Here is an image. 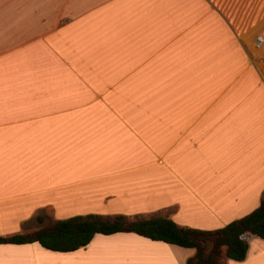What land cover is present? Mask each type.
I'll use <instances>...</instances> for the list:
<instances>
[{
  "label": "crops",
  "instance_id": "crops-1",
  "mask_svg": "<svg viewBox=\"0 0 264 264\" xmlns=\"http://www.w3.org/2000/svg\"><path fill=\"white\" fill-rule=\"evenodd\" d=\"M264 0H0V237L40 211L212 230L264 193ZM242 260L264 264V239ZM132 232L71 252L0 242V264H186Z\"/></svg>",
  "mask_w": 264,
  "mask_h": 264
},
{
  "label": "trees",
  "instance_id": "trees-1",
  "mask_svg": "<svg viewBox=\"0 0 264 264\" xmlns=\"http://www.w3.org/2000/svg\"><path fill=\"white\" fill-rule=\"evenodd\" d=\"M31 220L38 224L36 228L8 235L4 242H36L50 251L71 252L84 247L96 234L132 232L152 241L193 249L194 255L186 264H222L223 257L233 260L245 257L248 235L264 239V193L249 213L212 230L181 226L167 216L84 214L53 219L38 214Z\"/></svg>",
  "mask_w": 264,
  "mask_h": 264
},
{
  "label": "rangeland",
  "instance_id": "rangeland-1",
  "mask_svg": "<svg viewBox=\"0 0 264 264\" xmlns=\"http://www.w3.org/2000/svg\"><path fill=\"white\" fill-rule=\"evenodd\" d=\"M257 34H262V35H264V33H261V32H258V33H256L255 35H257ZM254 35V36H255ZM254 36H248L247 37V39H246V41H247V43H248V51H249V54H250V56L252 57V59L254 60V62L255 63H257V65H260L261 67H264V60L263 59H260L259 58V52L257 51V50H255L254 48H253V45H252V43H253V38H254ZM39 215H42V214H44L47 218H49V216L44 212V211H40L39 213H38ZM37 214V215H38ZM34 218V217H33ZM32 218V219H33ZM45 223H46V220H45ZM44 224V223H43ZM38 226V224L35 222V221H32V220H29V221H27V222H25L24 223V225H23V232H31L34 228H36Z\"/></svg>",
  "mask_w": 264,
  "mask_h": 264
},
{
  "label": "built area",
  "instance_id": "built-area-1",
  "mask_svg": "<svg viewBox=\"0 0 264 264\" xmlns=\"http://www.w3.org/2000/svg\"><path fill=\"white\" fill-rule=\"evenodd\" d=\"M253 48L257 50L259 54V58L264 60V35L257 34L253 38Z\"/></svg>",
  "mask_w": 264,
  "mask_h": 264
},
{
  "label": "water",
  "instance_id": "water-1",
  "mask_svg": "<svg viewBox=\"0 0 264 264\" xmlns=\"http://www.w3.org/2000/svg\"><path fill=\"white\" fill-rule=\"evenodd\" d=\"M0 242H4V238L3 237H0Z\"/></svg>",
  "mask_w": 264,
  "mask_h": 264
}]
</instances>
